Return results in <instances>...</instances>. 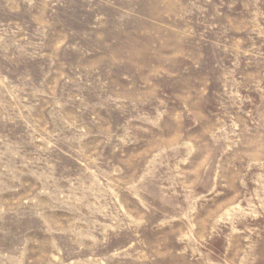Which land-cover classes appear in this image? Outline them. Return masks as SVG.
<instances>
[{
	"label": "rangeland",
	"instance_id": "rangeland-1",
	"mask_svg": "<svg viewBox=\"0 0 264 264\" xmlns=\"http://www.w3.org/2000/svg\"><path fill=\"white\" fill-rule=\"evenodd\" d=\"M0 264H264V0H0Z\"/></svg>",
	"mask_w": 264,
	"mask_h": 264
}]
</instances>
